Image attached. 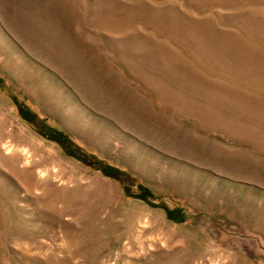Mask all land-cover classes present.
<instances>
[{"label": "rangeland", "instance_id": "obj_1", "mask_svg": "<svg viewBox=\"0 0 264 264\" xmlns=\"http://www.w3.org/2000/svg\"><path fill=\"white\" fill-rule=\"evenodd\" d=\"M0 264H264V0H0Z\"/></svg>", "mask_w": 264, "mask_h": 264}, {"label": "bare ground", "instance_id": "obj_2", "mask_svg": "<svg viewBox=\"0 0 264 264\" xmlns=\"http://www.w3.org/2000/svg\"><path fill=\"white\" fill-rule=\"evenodd\" d=\"M77 64V63H76ZM82 67V66H81ZM78 69V68H77ZM80 70V69H79ZM81 71V70H80ZM84 74V73H83Z\"/></svg>", "mask_w": 264, "mask_h": 264}]
</instances>
